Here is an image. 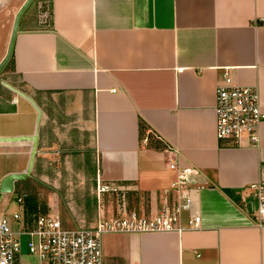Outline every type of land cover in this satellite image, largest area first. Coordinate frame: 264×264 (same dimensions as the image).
I'll use <instances>...</instances> for the list:
<instances>
[{"label": "crops", "instance_id": "crops-1", "mask_svg": "<svg viewBox=\"0 0 264 264\" xmlns=\"http://www.w3.org/2000/svg\"><path fill=\"white\" fill-rule=\"evenodd\" d=\"M2 2L0 58L11 27ZM28 9L0 70V182L26 175L0 190V210H39L13 191L57 151L94 185L96 175L129 185L127 204L144 191L142 212H154L173 161L197 169L198 227L106 232L103 264H264V226L240 199L264 177V120L258 145H232L215 136L213 112L224 71L229 83L257 85L264 111V0H35ZM27 257L39 264L23 246L18 264Z\"/></svg>", "mask_w": 264, "mask_h": 264}, {"label": "built area", "instance_id": "built-area-1", "mask_svg": "<svg viewBox=\"0 0 264 264\" xmlns=\"http://www.w3.org/2000/svg\"><path fill=\"white\" fill-rule=\"evenodd\" d=\"M214 132L218 139L239 145L245 139L258 145L264 111L257 85L229 83L227 72L214 88ZM175 176L161 190L158 208L137 211L127 204L129 185L95 176L96 215L89 223L63 225L53 210H0V264H18L22 247L39 264H103L101 238L106 232L174 231L197 228L200 214L192 211L191 189L197 169L169 162ZM240 199L256 227L264 226V177L242 187ZM113 196L114 206L104 208L102 196ZM1 197V193H0ZM15 203L22 205L21 196ZM101 209V211H99ZM23 245V246H22Z\"/></svg>", "mask_w": 264, "mask_h": 264}, {"label": "rangeland", "instance_id": "rangeland-1", "mask_svg": "<svg viewBox=\"0 0 264 264\" xmlns=\"http://www.w3.org/2000/svg\"><path fill=\"white\" fill-rule=\"evenodd\" d=\"M22 1L3 0V10H8L9 25L12 22L15 10ZM33 5L28 11L31 10ZM5 68L3 69L5 70ZM54 154L50 157L49 167L46 166L44 169L37 170L27 179V188L25 186L15 188L12 199L20 193L33 196L35 198L33 201L38 205L39 210L56 211L62 224L66 226H75L78 222L89 223L96 207L94 180L91 179L90 175L75 172L74 169L73 171L69 170L65 163L68 164L71 160L64 161L63 157L57 156V151ZM101 201L104 208H110V205L114 206L115 204L112 195L102 196ZM146 202L147 195L142 190H136L128 196V206L130 208L136 207L137 211L142 212ZM27 259L30 264H35L33 257H27Z\"/></svg>", "mask_w": 264, "mask_h": 264}, {"label": "water", "instance_id": "water-1", "mask_svg": "<svg viewBox=\"0 0 264 264\" xmlns=\"http://www.w3.org/2000/svg\"><path fill=\"white\" fill-rule=\"evenodd\" d=\"M34 1L35 0H23L13 14L9 37L7 41V46H6L3 56L0 58V70L2 69V67L4 66V64L6 63V61L8 60L10 56L12 44L14 40V35L18 28V22H19L20 16L23 12H25L30 6L34 4ZM25 175H26V172H23V173L11 172V173L5 174L0 182V190L2 191L11 190L12 180L17 179V178H22Z\"/></svg>", "mask_w": 264, "mask_h": 264}, {"label": "trees", "instance_id": "trees-1", "mask_svg": "<svg viewBox=\"0 0 264 264\" xmlns=\"http://www.w3.org/2000/svg\"><path fill=\"white\" fill-rule=\"evenodd\" d=\"M33 199H34L33 197H30V198H27V199H26V201L29 200V202H30V203H29V202L27 201V203H29V204H28L29 207H35L36 203H35V201H33Z\"/></svg>", "mask_w": 264, "mask_h": 264}]
</instances>
